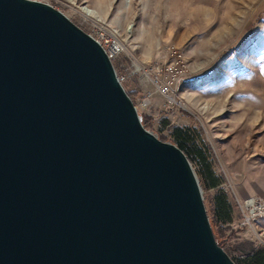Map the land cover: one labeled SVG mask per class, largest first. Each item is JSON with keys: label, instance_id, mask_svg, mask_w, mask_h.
<instances>
[{"label": "water", "instance_id": "water-1", "mask_svg": "<svg viewBox=\"0 0 264 264\" xmlns=\"http://www.w3.org/2000/svg\"><path fill=\"white\" fill-rule=\"evenodd\" d=\"M0 264H234L100 45L30 0H0Z\"/></svg>", "mask_w": 264, "mask_h": 264}, {"label": "rangeland", "instance_id": "rangeland-1", "mask_svg": "<svg viewBox=\"0 0 264 264\" xmlns=\"http://www.w3.org/2000/svg\"><path fill=\"white\" fill-rule=\"evenodd\" d=\"M30 1L51 6L90 37L118 38L115 74L139 118H151L162 142L170 143L169 128L192 127L209 148L232 206L227 229L210 226L216 243L233 258L241 243L264 248V217L247 218L264 206V0ZM170 47L187 67L175 104L162 109L163 98L153 95L142 107L137 102L154 88L136 69L166 62ZM162 120L167 125L158 133ZM199 190L206 210L212 192Z\"/></svg>", "mask_w": 264, "mask_h": 264}, {"label": "trees", "instance_id": "trees-1", "mask_svg": "<svg viewBox=\"0 0 264 264\" xmlns=\"http://www.w3.org/2000/svg\"><path fill=\"white\" fill-rule=\"evenodd\" d=\"M111 65L115 72L113 60L111 61ZM126 95L132 100L127 92ZM140 122L145 130L154 135L156 134L150 129V117L140 116ZM166 125V120L160 121L157 132L160 133ZM155 136L160 141L165 140V136L162 134H156ZM167 137L169 142L182 152L188 163L194 166L193 174L197 184H199V189L204 192H212L208 200V209L205 210V213L209 219V225L222 233L223 229L225 227L227 229L228 225L232 222V206L226 193L221 188V177L216 175L213 170L211 154L207 144L201 139L200 133L192 127H171L167 130ZM217 246L224 251L234 264H264V248H256L249 246L247 243H241L234 248V251L238 252V255L233 258L230 256L232 250H225L219 244Z\"/></svg>", "mask_w": 264, "mask_h": 264}, {"label": "built area", "instance_id": "built-area-1", "mask_svg": "<svg viewBox=\"0 0 264 264\" xmlns=\"http://www.w3.org/2000/svg\"><path fill=\"white\" fill-rule=\"evenodd\" d=\"M94 39L102 48L104 54L111 62L116 59L122 49V44L118 38L111 34L100 33L98 36L91 37ZM167 61L161 64L149 66L146 69L137 68V71H141L149 78V82L153 86V93H146L143 99L139 100L137 104L145 106L150 101L153 95H157L164 100L166 105L175 104V97L179 83L184 80L187 76L186 63L183 61L182 55L170 47L166 49ZM116 75V74H115ZM117 82L121 85L123 78L116 75ZM135 110L136 106L132 103ZM253 203H249V207H252ZM255 217H264V206H254L247 218L252 219ZM247 220V219H246Z\"/></svg>", "mask_w": 264, "mask_h": 264}, {"label": "crops", "instance_id": "crops-1", "mask_svg": "<svg viewBox=\"0 0 264 264\" xmlns=\"http://www.w3.org/2000/svg\"><path fill=\"white\" fill-rule=\"evenodd\" d=\"M184 80H182L180 83H179V85L178 86H180L181 85V83L183 82ZM250 192V191H249ZM242 195H243V193H242ZM250 193H249V197H250ZM232 223V222H231Z\"/></svg>", "mask_w": 264, "mask_h": 264}]
</instances>
